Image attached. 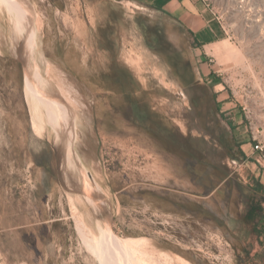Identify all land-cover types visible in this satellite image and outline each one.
<instances>
[{"label":"rangeland","instance_id":"obj_1","mask_svg":"<svg viewBox=\"0 0 264 264\" xmlns=\"http://www.w3.org/2000/svg\"><path fill=\"white\" fill-rule=\"evenodd\" d=\"M198 1L211 41L137 0H0V264H264V0ZM204 95L244 154L206 195L163 145H199Z\"/></svg>","mask_w":264,"mask_h":264},{"label":"trees","instance_id":"obj_2","mask_svg":"<svg viewBox=\"0 0 264 264\" xmlns=\"http://www.w3.org/2000/svg\"><path fill=\"white\" fill-rule=\"evenodd\" d=\"M120 80H122V78L119 77L117 81L120 82ZM131 94L132 93H128L127 95L130 101L127 113L128 118L143 127L145 130L149 131L151 135L161 141V138H163L162 131H154L153 127L148 125L149 116L151 114H155V112L150 110H141L138 103L132 100ZM203 97V99L207 102V116L210 119L204 122V135L199 139V145L196 144L198 142L193 141L192 144H187V150H184V146L176 139L166 140L167 143L164 141L163 145L165 150L182 157V159L187 162V169L190 177L193 181L199 183L198 188L202 189V195H206L214 190L221 182L226 185H231L234 182L232 171L228 169L222 159L229 156L230 152L233 150H236L235 153L240 157L244 156V154L236 143L235 136L231 134L230 130L234 129L233 123L228 121L226 123L228 128L221 125L219 121L215 119L213 115L214 112H212L217 108L216 105L209 104V101H211L210 96L204 95ZM199 103H202V98L198 97L195 98V100H192V105L194 107H197ZM211 123L213 124L211 125ZM212 126L213 128H211ZM216 131L218 132L217 135L215 133ZM206 136L209 137L208 141L206 140ZM169 141L171 146L168 145ZM208 143L213 144L207 148L206 145H208ZM259 186L263 188L262 185L259 184ZM182 208H184V210L187 211V213H189L193 218L203 220L213 216L204 208L203 204L197 200L188 201L187 206L184 205ZM252 209V205L247 204V209L240 211L242 221L249 222L251 220Z\"/></svg>","mask_w":264,"mask_h":264},{"label":"crops","instance_id":"obj_3","mask_svg":"<svg viewBox=\"0 0 264 264\" xmlns=\"http://www.w3.org/2000/svg\"><path fill=\"white\" fill-rule=\"evenodd\" d=\"M187 30L199 42L211 41L216 34L212 18L198 0H137Z\"/></svg>","mask_w":264,"mask_h":264},{"label":"bare ground","instance_id":"obj_4","mask_svg":"<svg viewBox=\"0 0 264 264\" xmlns=\"http://www.w3.org/2000/svg\"><path fill=\"white\" fill-rule=\"evenodd\" d=\"M243 1L244 0H237V2L238 3H240V4H242L243 3ZM252 21L255 23V22H258L259 21V19L258 18H255V19H252ZM32 83H33V81H32ZM34 84V83H33ZM80 185V184H79ZM80 191L82 192V194L80 193V195H82L83 196V198H85V197H90V195L91 194H95L94 193V189H93V187L90 185V182L88 181V179H87V177L85 176V174L83 175V178H82V184H81V186H80ZM78 193V192H77ZM89 195V196H88ZM105 238H106V240H105ZM104 240L105 241H109L110 243H111V245H116V246H123V245H125V243L122 241V240H120L119 238H117V237H112L111 236V234H105V236H104ZM120 263L119 264H122V262L120 261V260H118Z\"/></svg>","mask_w":264,"mask_h":264},{"label":"flooded vegetation","instance_id":"obj_5","mask_svg":"<svg viewBox=\"0 0 264 264\" xmlns=\"http://www.w3.org/2000/svg\"><path fill=\"white\" fill-rule=\"evenodd\" d=\"M145 34H144V36H145V38L146 39H148L150 36H152L154 39H156V41H157V44H158V46L156 47V48H152L156 53H158V54H160V55H162V54H165V52H164V43H163V41H162V36L157 32V33H155V34H151L150 32H148V30H146V28H145V32H144ZM169 49V48H168ZM168 49H167V51H168ZM169 50H171L172 51V53H174L175 51L174 50H172V49H169ZM168 53H170L169 51H168ZM171 54V53H170Z\"/></svg>","mask_w":264,"mask_h":264}]
</instances>
